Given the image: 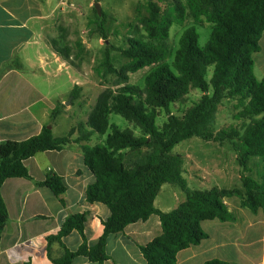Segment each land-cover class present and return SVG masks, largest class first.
<instances>
[{
  "label": "trees",
  "instance_id": "trees-1",
  "mask_svg": "<svg viewBox=\"0 0 264 264\" xmlns=\"http://www.w3.org/2000/svg\"><path fill=\"white\" fill-rule=\"evenodd\" d=\"M146 4L149 15L143 25L147 40L132 39L128 49H120L130 60L128 72L152 68L143 88L124 85L106 94L90 115L87 130L76 140H72V130L56 137L52 129L44 128L28 140L0 143V240L9 220L1 195L4 182L12 178L32 180L26 160L72 143L81 145L85 162L95 176L87 189L88 201L108 206L111 217L94 246L84 242L77 252L66 250L61 258L54 259L55 264H73L79 256L104 263L109 259L106 246L111 235L154 214L160 217L162 234L142 246L141 252L148 264H176L179 251L209 237L202 229L203 221L241 224L242 216L230 210L226 199L237 197L241 208L254 214L264 212V78L256 77L254 60L262 49L264 0H146ZM188 19L193 24L183 32L173 60L169 61L171 27ZM205 24L211 26V36L201 48L195 26ZM105 66L114 70L110 51L106 52ZM122 77L124 83L128 82L127 75ZM192 89L203 93L201 100L183 116L174 115L171 106ZM73 96H77L76 90ZM224 100L236 101L239 117L245 121L239 129L214 136L210 129ZM63 107L59 104L54 109L53 120L62 114ZM162 111L168 119L160 128L157 119ZM112 114L138 126L141 136L111 124ZM94 135L106 138L92 146L89 143ZM196 136L230 142L243 168L241 188L222 192L189 189L184 178V158L172 151ZM254 158L262 163L259 178L251 174L250 162ZM166 184L180 187L186 195V200L168 213L155 207ZM37 185L50 188L58 197L66 192L62 178L53 172ZM85 220V214L68 218L59 239L74 229L83 233ZM205 264L233 263L213 259Z\"/></svg>",
  "mask_w": 264,
  "mask_h": 264
},
{
  "label": "crops",
  "instance_id": "crops-1",
  "mask_svg": "<svg viewBox=\"0 0 264 264\" xmlns=\"http://www.w3.org/2000/svg\"><path fill=\"white\" fill-rule=\"evenodd\" d=\"M83 1L93 0H0V143L25 141L44 128L54 129L52 113L59 102L65 104L74 81L68 76L69 89L53 92L55 81L66 72L64 62L53 51L50 34L67 26L72 21L69 17L82 9ZM260 43L262 49L254 55L259 80L264 78V34ZM69 110L59 116H68ZM25 165L32 180L8 179L1 188L9 220L0 240V264H55L54 259L61 258L66 250L77 252L84 242L94 246L105 233L111 211L87 199L95 176L81 146L72 143L62 150L38 153ZM52 172L66 187L61 197L37 185ZM226 203L242 216L241 224L203 221L202 229L209 237L179 251L176 264H205L213 259L264 264V212L254 214L241 208L239 200ZM155 207L166 213L178 208L160 207L158 197ZM79 214L86 215L83 233L74 229L59 239L66 220ZM161 234L160 217L154 214L111 235L106 246L109 259L104 263L79 256L73 264H148L141 247Z\"/></svg>",
  "mask_w": 264,
  "mask_h": 264
},
{
  "label": "rangeland",
  "instance_id": "rangeland-1",
  "mask_svg": "<svg viewBox=\"0 0 264 264\" xmlns=\"http://www.w3.org/2000/svg\"><path fill=\"white\" fill-rule=\"evenodd\" d=\"M96 3L101 5V16L95 8ZM78 5L80 7L81 4ZM82 5L81 10H76V16L69 17L72 21L68 22L67 26H61L57 32L50 34L53 51L64 62L63 72H66L55 81L56 90L53 92L69 89L68 76L72 78L71 82L74 81V88L66 98L65 104L60 102L57 104L64 105L62 112L70 108L68 116H59L54 120L53 133L60 137L72 130V140L85 133L90 115L97 111L106 94L110 91L115 92L124 85L143 88L145 79L152 69L150 67L137 73L128 72L130 60L120 52V49L129 48V41L132 39L147 40L143 25V21L149 15L146 0H93L83 1ZM192 24V19H188L183 24L171 27L169 61L173 60V54L179 46L183 32ZM195 27L199 34V46L204 48L210 40L211 26L205 24ZM107 51H110L113 71L105 66ZM122 74L128 76V82L124 83ZM75 90L77 96H73ZM202 96L200 90L192 89L188 95L171 106V112L176 116H183L201 100ZM52 100L56 101V97ZM167 119V114L164 111L160 112L157 119L158 127H163ZM244 121L239 117L237 102L224 100L219 106L216 122L210 132L214 136H219L224 130L239 129ZM110 122L122 130H131L137 137L141 136V129L120 115L112 114ZM100 138L99 135H94L89 144L94 146L102 143L106 136ZM172 153L184 158V178L190 190L217 189L222 192L242 186L240 177L243 168L228 140L217 142L196 136L176 145ZM250 168L251 174L259 178L262 171L260 159H252ZM185 200L186 195L180 187L167 184L158 196V205L178 207ZM230 200L235 203L239 198L226 199Z\"/></svg>",
  "mask_w": 264,
  "mask_h": 264
},
{
  "label": "water",
  "instance_id": "water-1",
  "mask_svg": "<svg viewBox=\"0 0 264 264\" xmlns=\"http://www.w3.org/2000/svg\"><path fill=\"white\" fill-rule=\"evenodd\" d=\"M95 8H96V10L98 12V15L101 16V14H102L101 5L99 3H96ZM48 129H52V127L50 126V127H48Z\"/></svg>",
  "mask_w": 264,
  "mask_h": 264
},
{
  "label": "built area",
  "instance_id": "built-area-1",
  "mask_svg": "<svg viewBox=\"0 0 264 264\" xmlns=\"http://www.w3.org/2000/svg\"><path fill=\"white\" fill-rule=\"evenodd\" d=\"M66 2H63L62 4H65ZM71 6H73V5H71Z\"/></svg>",
  "mask_w": 264,
  "mask_h": 264
}]
</instances>
